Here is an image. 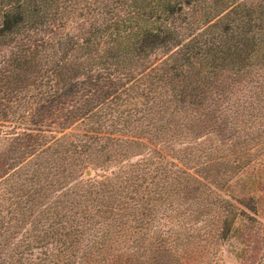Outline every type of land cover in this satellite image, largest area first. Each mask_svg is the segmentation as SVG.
Here are the masks:
<instances>
[{"label":"trees","instance_id":"trees-1","mask_svg":"<svg viewBox=\"0 0 264 264\" xmlns=\"http://www.w3.org/2000/svg\"><path fill=\"white\" fill-rule=\"evenodd\" d=\"M263 155L264 0H0V264H222Z\"/></svg>","mask_w":264,"mask_h":264},{"label":"rangeland","instance_id":"rangeland-1","mask_svg":"<svg viewBox=\"0 0 264 264\" xmlns=\"http://www.w3.org/2000/svg\"><path fill=\"white\" fill-rule=\"evenodd\" d=\"M240 196L250 193L258 201L253 221L240 218L222 249V264H264V155L238 175L228 189Z\"/></svg>","mask_w":264,"mask_h":264},{"label":"water","instance_id":"water-1","mask_svg":"<svg viewBox=\"0 0 264 264\" xmlns=\"http://www.w3.org/2000/svg\"><path fill=\"white\" fill-rule=\"evenodd\" d=\"M92 174V172L89 170V171H87V175H91Z\"/></svg>","mask_w":264,"mask_h":264}]
</instances>
